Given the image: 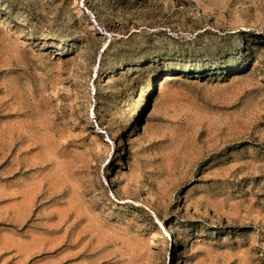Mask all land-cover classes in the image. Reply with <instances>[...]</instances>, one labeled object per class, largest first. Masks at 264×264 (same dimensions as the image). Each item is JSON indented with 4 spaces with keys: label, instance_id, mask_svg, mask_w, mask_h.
I'll list each match as a JSON object with an SVG mask.
<instances>
[{
    "label": "rangeland",
    "instance_id": "374dc122",
    "mask_svg": "<svg viewBox=\"0 0 264 264\" xmlns=\"http://www.w3.org/2000/svg\"><path fill=\"white\" fill-rule=\"evenodd\" d=\"M91 263L264 264V0H0V264Z\"/></svg>",
    "mask_w": 264,
    "mask_h": 264
},
{
    "label": "bare ground",
    "instance_id": "6f19581e",
    "mask_svg": "<svg viewBox=\"0 0 264 264\" xmlns=\"http://www.w3.org/2000/svg\"><path fill=\"white\" fill-rule=\"evenodd\" d=\"M15 48H16V47H15ZM18 48H19V47H18ZM68 234H69V233H68ZM65 235H66V234H65ZM68 236H69V235H68ZM68 236H67V237H68ZM65 240H67V239H65ZM61 242H62V241H61ZM71 242H72V241H71ZM74 243H75V242H74ZM74 243H73V244H74ZM62 244H63V242H62ZM74 245H75V244H74ZM64 247H66V246H64ZM79 251H80V250H79ZM84 251H85V249H84ZM76 252H77V251H76ZM81 252L83 253V251H81ZM70 253H71V252H70ZM79 253H80V252H79ZM84 254H85V253H84ZM90 254H91V253H90ZM72 257H73V258H72ZM64 258H65V257H64ZM66 258H67V259H71V260H72V259H75L74 255H72L71 258H70V257L68 258V256L66 255ZM61 260H62V259H61ZM70 263H71V261H70ZM91 264H92V263H91ZM100 264H101V263H100Z\"/></svg>",
    "mask_w": 264,
    "mask_h": 264
}]
</instances>
